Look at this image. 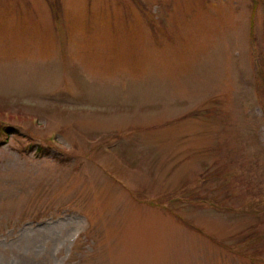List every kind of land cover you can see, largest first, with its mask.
<instances>
[{
    "label": "rangeland",
    "instance_id": "1",
    "mask_svg": "<svg viewBox=\"0 0 264 264\" xmlns=\"http://www.w3.org/2000/svg\"><path fill=\"white\" fill-rule=\"evenodd\" d=\"M0 264H264V0H0Z\"/></svg>",
    "mask_w": 264,
    "mask_h": 264
}]
</instances>
